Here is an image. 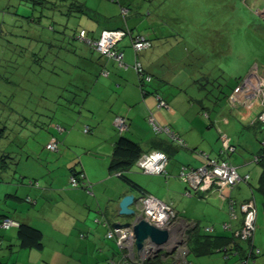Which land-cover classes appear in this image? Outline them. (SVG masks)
Segmentation results:
<instances>
[{"label":"crops","instance_id":"obj_1","mask_svg":"<svg viewBox=\"0 0 264 264\" xmlns=\"http://www.w3.org/2000/svg\"><path fill=\"white\" fill-rule=\"evenodd\" d=\"M124 11L130 13L128 8ZM88 19L97 21L91 17ZM119 27L125 26L113 28ZM102 29L95 32L88 29L89 36L96 38ZM138 33L151 38L154 34L151 30ZM125 41L123 45H118L125 52L124 59L128 66L121 67L115 59H102L100 75L89 84L83 99L87 124L93 129L90 127V132L80 129L69 131L66 137L60 138L58 133H52L44 144L39 158L45 157L46 161H39L36 168L40 166L44 171L41 175L49 184L48 188L42 186L39 178L30 180L25 188L16 185L18 180L0 185V219L10 217L18 224L30 223L44 234L42 248L26 247L18 236V224L2 227L0 264H119L125 261L128 249L116 242L115 247L112 241L115 239L109 238L107 231L103 234V228L109 227L104 224L105 220L110 224L119 221V203L125 194L131 192L137 197L143 193L153 194L176 211L175 224L182 228L177 236L179 233L182 235L172 237V241L184 243L187 253L182 259L178 258L177 250L176 253H168L173 244L158 254L167 262L244 264L248 255L259 248L260 253L246 264H264V162L255 159L262 151L264 122L257 118L252 123L260 145L257 141L253 142L251 137H239L237 133L225 130V126L236 120L235 111L243 116L250 115L254 109L263 112L264 96L261 98L260 90L250 85L251 78H244L241 81L243 85L238 86L242 90L237 95V103L233 102L232 96H235L238 87L227 92L222 88L218 90L226 100L224 108L208 97L214 90L209 85L211 82L207 86H200L205 88L199 92L201 94L179 90V86L167 78V69L156 74L151 68L154 60L147 62L143 58V53L148 56L154 48L153 38V46L143 50L140 55L147 69L155 75L152 83L147 85L149 92L144 93L134 68L137 52L132 46V36ZM203 76L210 80L212 73L206 69ZM159 95L166 100V105L158 106ZM212 106L215 108L210 110ZM228 110L230 115H227ZM214 113L216 117L213 120ZM151 114L160 124L170 127L172 133L156 132L149 121ZM118 115L128 119L129 127L124 131H120L115 123ZM58 127L65 131L64 127ZM122 134L137 141L143 153L152 150L167 153L169 161L166 172L145 173L134 163L137 169L132 170L131 166L127 172L132 181L129 182L119 170H113V153ZM53 140L58 143L55 150L47 148ZM46 150L52 153L44 156ZM208 157L231 162L242 179L234 186L207 183L199 187L184 180L182 170L203 167ZM27 159H30L29 155ZM55 165L61 166V169L64 167V172H56ZM73 167L83 171L84 185H71ZM33 174L37 175L36 172ZM25 181L22 179V183ZM11 189L17 192L7 191ZM20 189L23 193L33 191L34 197L27 199L30 205L23 201L25 198L22 192L20 195ZM196 195L206 200H200ZM42 198L52 203L44 206L50 213L43 214L42 209L38 208ZM10 200L18 204L17 208H10ZM248 200L254 201L257 207V225L253 240L244 241L239 236L245 214L241 205ZM134 206L139 210L138 201ZM203 222L207 224L204 230L201 228ZM209 227L213 229L208 230ZM137 257V254H131L126 264H140Z\"/></svg>","mask_w":264,"mask_h":264},{"label":"rangeland","instance_id":"obj_2","mask_svg":"<svg viewBox=\"0 0 264 264\" xmlns=\"http://www.w3.org/2000/svg\"><path fill=\"white\" fill-rule=\"evenodd\" d=\"M82 1L94 10L92 14L98 19L96 22L88 19V16L78 18L61 15L55 9L39 7L40 3H34L32 6L31 2L25 5L19 0H0V21L5 20L4 27L9 33V42L5 40L7 52H11L12 43H16L26 46L25 49L22 48L24 60L32 50H37L44 56L41 63L35 64L32 61L29 65L28 61L18 68V75L23 74L20 76L21 83L17 95L12 100L9 98L11 93L5 95L6 98H0V121L7 126L8 131L6 137L0 140V148L9 146L10 149H15L17 164L13 167V174L16 176L14 180H18L16 185L19 188H25V184L35 178H39L42 186L48 188L49 184L41 175L44 171L40 166L36 168V165L40 164L39 161H46L45 157L41 159L39 156L50 134L58 133L60 138L77 129L91 131H86V127L91 125L87 124L88 117L83 101H69L75 88L81 87V94H84L89 84L87 79L94 76V69L88 71L87 78L77 74L84 70L83 65L87 60L83 58L94 53L86 41L76 37L70 40L69 35L76 31L78 35L80 27L95 32L99 28L125 26L135 34L151 30L154 32V48L148 56L147 53L142 56L147 62L154 60L151 65L153 72L157 74L167 69L170 82L179 86V90L190 94L191 91L201 94L199 92H203L205 88L200 86H207L211 82L209 85L214 90L208 97L217 101L216 105L221 108L225 107L226 100L218 90L222 88L227 92L241 86L244 78H251L250 85L261 90L260 95L264 92V0ZM161 2L164 3L156 9ZM126 7L130 8V13L124 11ZM147 12L149 15H145ZM24 16H40L39 22L33 23ZM10 33L23 36L16 37ZM127 35L119 42L120 46L130 39V35ZM50 39H53L54 43L51 47ZM94 55L99 56L97 53ZM206 69L212 73L210 80L203 78ZM239 88L241 87H238L235 96H232L234 103H237V95L242 90ZM214 108L212 106L210 110ZM229 111L227 115H230ZM263 112L254 109L250 115L243 116L235 111L236 120L225 126V130L237 133L239 137H251L253 142L257 141L260 145L252 123ZM212 115L214 120L216 113ZM59 125L64 127L65 131H61ZM47 153L52 152L46 150L44 156ZM28 155L30 159H27ZM63 168L55 165L56 172H64ZM131 169L137 168L132 165ZM34 172L37 175L33 174ZM22 179L26 180L24 185ZM70 183L72 185L71 181ZM6 184V178L5 181H0V185ZM12 190L17 192L16 189L7 191ZM20 190L21 195L23 190ZM23 194V201L30 205L31 202L27 199L34 197L33 191L29 190ZM196 196L200 200H206ZM8 204L13 209L18 206L12 200ZM47 204L52 203L44 198L40 200L38 208L42 209L43 214L50 213L44 208ZM118 219L124 223L132 221L134 216H119ZM205 226L207 224L203 222L202 230ZM108 229L103 228V234H106V231L108 233ZM112 241L116 247L118 242Z\"/></svg>","mask_w":264,"mask_h":264},{"label":"built area","instance_id":"obj_3","mask_svg":"<svg viewBox=\"0 0 264 264\" xmlns=\"http://www.w3.org/2000/svg\"><path fill=\"white\" fill-rule=\"evenodd\" d=\"M126 33L122 29H114V30H104L101 37L98 40H91L87 37L86 30H81L79 36L81 39L85 40L89 45H94L95 48L110 57L115 58L119 61L120 65H126L124 61L125 53L123 50L118 49V43L125 37ZM134 48L137 50H142L145 48H149L152 45V42L146 39L144 36L135 37V41L133 43ZM134 68L138 73L139 77H145L146 81H151L152 76L144 70L143 64L139 59L135 60ZM261 93V90H260ZM264 96V92L260 95L262 98ZM159 102L158 106L166 105V101L161 97L158 96ZM258 119L264 122V112L260 114ZM149 121L156 132H166L168 134L172 133V130L168 126H164L160 124L153 114L150 115ZM115 123L120 131H124L129 127L128 119L124 115H118L116 117ZM90 128L89 126L86 127V131ZM175 134V133H174ZM264 136V133H263ZM225 138V143H227V138ZM181 141V140H180ZM262 148H264V138L261 141ZM229 148H232L229 144H227ZM58 147V143L56 141H52L48 143L47 148L55 150ZM264 159V153L262 156H256L255 159L259 161V159ZM169 157L167 153L162 150H152L146 153H142V155L137 159L136 164L138 167L142 169L145 173H165L166 166L168 164ZM182 176L184 180H189L192 185L199 187L200 185H208L210 183H215L216 185L220 186H234L239 180L242 179L240 173H238L237 168L231 162L225 159H215L209 158L207 163L203 167L195 168L191 171L182 170ZM70 181L72 182L73 186H81L79 180L75 176H71ZM139 202V215L146 218L152 224H155L159 227L168 228L172 231V237H178L182 234L179 233L177 236L178 230H182L181 227L176 226V217L177 213L173 209V207L168 204L167 202L163 201L162 199L156 197L153 194L143 193L141 197L138 199ZM241 208L244 211V225L239 232V236L243 240H253L255 235L256 225H257V207L255 202L252 200H248L243 202ZM18 222L7 218L1 223L2 227H9L11 225H17ZM105 225H109L107 236L109 238H113L118 242V245L122 248L128 249L127 257H125V261H122L119 264H126L127 258L131 254H137L138 261L143 262L146 258L151 257L155 253V247L149 245L145 247L143 250L138 251L135 243V236L133 225L125 226V227H113L112 224L108 223V220L104 221ZM213 229L212 227L207 228ZM181 232V231H180ZM183 232V231H182ZM181 232V233H182ZM1 237V235H0ZM180 238V237H179ZM179 241V240H178ZM177 244V256L178 258L182 259L187 253V247L184 243H175L172 241L168 244L167 247L171 246V244ZM255 254L260 253V249H255ZM248 259L244 260V264Z\"/></svg>","mask_w":264,"mask_h":264},{"label":"trees","instance_id":"obj_4","mask_svg":"<svg viewBox=\"0 0 264 264\" xmlns=\"http://www.w3.org/2000/svg\"><path fill=\"white\" fill-rule=\"evenodd\" d=\"M62 1H65V2H62ZM149 1H151V0H149ZM19 2H22V4H25V5H27L26 3L30 4V2H31L32 6H34V3H40L39 7L48 8V9H51V8L55 9L61 15H66L67 17L77 16L78 18L79 17L81 18L82 16H88V17H91L92 19L93 18L97 19L96 16L92 14L94 10L91 7H89L86 2H84L82 0H19ZM163 3L164 2H161V4L159 6H156V9L161 7ZM126 8H128V7H126ZM128 9L130 11V8H128ZM3 10H5V9H3ZM157 12H158V10H157ZM145 15H149L148 12L145 13ZM41 16H44V15H41ZM24 17L32 20L33 23H37V22H39L38 18L40 16L39 17L24 16ZM1 22H2L3 30L0 33V98H2V96H4V98H6L5 95L11 93V96L9 98H10V100H12L17 95L18 87L21 83L20 81H21V77L23 74V73L20 74L21 77L18 75V73H19L18 68H20L21 65H23L25 62H28V61L30 62L29 65L32 64V61L35 64L41 63L44 59V56L41 54V52L39 53L37 50L36 51L32 50V51H29L28 57H26L24 60V58L22 57L24 50L22 48L25 49L26 46L23 47L22 45H19L16 43L15 44L12 43L13 48L11 49V52H9V51L7 52L5 40L7 42H9L7 39V35L9 33H7V30L4 27L5 20H3ZM83 29L86 30L87 37L93 41L98 40L101 37L104 30L122 29L125 31L126 35L129 34L132 36V39H133L132 40V46L133 47H134L133 43L135 41V37H137V36H140V37L144 36L146 39L150 40L152 42V45L149 48H151L153 46V41H152V38L150 36H147L144 33L133 34V31L126 28V27L103 28L101 30L99 36H97L96 38L89 36L88 29L80 27L78 35H77V31L73 35H69L70 40L72 41L75 37L80 38L79 33ZM10 34L13 36L15 35L16 37L23 36V35L14 34V33H10ZM66 36H68V35H66ZM49 43H50L49 44L50 47L53 46L52 45V44H54L53 39L52 40L50 39ZM88 46H90V50L92 52L97 53L99 56L98 57L95 56L94 53H91L90 56H85L83 59L87 60V62L84 60L85 61V64L83 65L84 67L82 66L84 70L82 71V73L78 72L77 74L83 75L85 78H87L86 74L88 73V71L94 69V76L89 77L87 79L88 83L90 84L91 82L95 81V79L100 75L99 68L101 66H103V63H101V62H103L102 59L104 60V59H115V58L99 52L95 48L94 45H88ZM118 49L122 50L119 47V45H118ZM145 49L136 51L137 52L136 59H139L142 62L144 70L146 71V73H148L152 76L151 81H146L145 77H141V78L139 77L141 88H142L144 93H147V92H149L147 85H149V83L150 84L152 83L155 75L147 69V66H146L144 60L140 56L141 52ZM83 59H82V61H83ZM115 61L120 65L118 60L115 59ZM124 61H125V59H124ZM40 66L42 68H44V66L42 64H40ZM120 66L124 67L125 65L124 66L120 65ZM89 84H88V86H89ZM81 89H82L81 87H78V88H75L74 91H72L71 97L69 98L70 102H76L77 100L83 101V99L86 97V93L88 92V87L85 90L86 92L84 94H81ZM232 89H234V88H232ZM0 109H2L1 104H0ZM6 128H7V126L3 125V123L0 121V140L4 139L6 137V134L8 133ZM89 128H90V126H89ZM90 130L91 129H89L88 131H90ZM184 143H185V141H184ZM260 152L261 153L258 156H262V154L264 153V148H262V151H260ZM142 153H143V149L137 141H135L132 138L122 134L116 143L114 153H113V161H112L111 167L113 170H119L121 172V175L124 178H126L129 182H132L130 180L127 172L130 169V167L134 163H136L137 159L142 155ZM259 161L264 162V159L260 158ZM16 164H17V161H16V156H15V149H10L9 146L8 147L4 146L3 148H0V181H5V178H6V182H11L12 181L11 179L14 180L15 176L13 174V171H15V170H13V167ZM73 168H74V170H73V173L71 176H75L79 180L80 184L82 183V185H84V175H83L84 173H83V171L82 170L79 171L78 169H76V167H73ZM7 218H10V217H3L0 219V235H1V223ZM10 219H12V218H10ZM18 236H19V238L21 240V244L23 246L35 247V248H42L44 246L43 231L40 228H38V227H36L30 223L20 222L18 224ZM255 255L256 254L253 250V252L250 253V256L248 255V257H247L248 261L250 259L254 258ZM140 264H182V263H170V262H167L166 260H164L161 257V255H158L156 257L145 259Z\"/></svg>","mask_w":264,"mask_h":264},{"label":"water","instance_id":"obj_5","mask_svg":"<svg viewBox=\"0 0 264 264\" xmlns=\"http://www.w3.org/2000/svg\"><path fill=\"white\" fill-rule=\"evenodd\" d=\"M2 22L0 21V33L2 32ZM141 197L136 196L135 193H127L123 196L119 203V215L120 216H134V219L127 222L114 221L112 223L113 227H125L133 225L134 236L136 247L139 251L143 250L145 247L152 245L155 247V253L153 256L156 257L160 252H162L168 243L171 241L172 231L168 228L159 227L152 224L146 218L139 215V210L134 206L138 199ZM177 248V244L173 245L168 253H174ZM166 255L168 254L165 252Z\"/></svg>","mask_w":264,"mask_h":264},{"label":"clouds","instance_id":"obj_6","mask_svg":"<svg viewBox=\"0 0 264 264\" xmlns=\"http://www.w3.org/2000/svg\"><path fill=\"white\" fill-rule=\"evenodd\" d=\"M258 120H259V119H258ZM259 121H260V120H259ZM260 122H262V121H260ZM263 133H264V131H263ZM171 238H172V237H171ZM170 242H171V241H170ZM170 242H169V243H170ZM169 243H168V244H169ZM171 245H173V243H172ZM167 246H168V245H167ZM167 246L165 247V249L168 248ZM165 249H164V250H165ZM164 250H163V251H164ZM176 250H177V248H176ZM176 250H175V253L177 252ZM138 251H139V250H138ZM160 253H161V252H160ZM135 255H136V254H135ZM146 259H149V257L146 258ZM137 262H138V263H141V262L138 261V259H137Z\"/></svg>","mask_w":264,"mask_h":264}]
</instances>
